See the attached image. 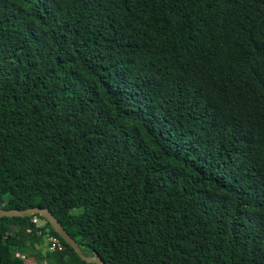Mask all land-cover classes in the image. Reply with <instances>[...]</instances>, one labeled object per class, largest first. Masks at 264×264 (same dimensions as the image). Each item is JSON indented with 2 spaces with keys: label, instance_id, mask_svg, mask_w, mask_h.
Instances as JSON below:
<instances>
[{
  "label": "trees",
  "instance_id": "trees-1",
  "mask_svg": "<svg viewBox=\"0 0 264 264\" xmlns=\"http://www.w3.org/2000/svg\"><path fill=\"white\" fill-rule=\"evenodd\" d=\"M0 208L104 264H264V0H0ZM29 219L0 264H92Z\"/></svg>",
  "mask_w": 264,
  "mask_h": 264
},
{
  "label": "water",
  "instance_id": "water-1",
  "mask_svg": "<svg viewBox=\"0 0 264 264\" xmlns=\"http://www.w3.org/2000/svg\"><path fill=\"white\" fill-rule=\"evenodd\" d=\"M30 215H38L44 221H46L52 230L56 233V235L70 247L77 257L84 261L85 263H92V264H104L103 261L97 256H85L81 253L79 247L76 243L67 235L61 225L57 222V220L48 212L45 208H29L24 210H6L0 208V217H28Z\"/></svg>",
  "mask_w": 264,
  "mask_h": 264
},
{
  "label": "built area",
  "instance_id": "built-area-1",
  "mask_svg": "<svg viewBox=\"0 0 264 264\" xmlns=\"http://www.w3.org/2000/svg\"><path fill=\"white\" fill-rule=\"evenodd\" d=\"M29 217V216H28ZM40 217V216H39ZM37 215H30L29 223L34 227V228H43L44 225V220L42 218H39ZM26 232H30V229H26ZM48 229L44 228L42 231L38 230L37 235L42 236V245L41 246H36V248H40L42 254L45 252H60L63 247L59 240L55 238L54 236L50 235L48 233ZM12 256L22 263H25L26 256L23 255L22 253L15 252L12 254ZM42 264H46V262H42Z\"/></svg>",
  "mask_w": 264,
  "mask_h": 264
},
{
  "label": "rangeland",
  "instance_id": "rangeland-1",
  "mask_svg": "<svg viewBox=\"0 0 264 264\" xmlns=\"http://www.w3.org/2000/svg\"><path fill=\"white\" fill-rule=\"evenodd\" d=\"M23 255H25V254H23ZM24 261L26 264H35V262H36L34 260V258H32V257H26V259Z\"/></svg>",
  "mask_w": 264,
  "mask_h": 264
}]
</instances>
